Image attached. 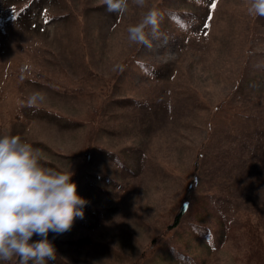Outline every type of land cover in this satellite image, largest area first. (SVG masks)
<instances>
[{
    "label": "rangeland",
    "instance_id": "374dc122",
    "mask_svg": "<svg viewBox=\"0 0 264 264\" xmlns=\"http://www.w3.org/2000/svg\"><path fill=\"white\" fill-rule=\"evenodd\" d=\"M249 2L147 0L148 47L127 38L146 11L131 0L122 15L0 0V133L71 169L88 201L49 232L48 264H246L247 217L264 239V17ZM33 91L46 99L21 107Z\"/></svg>",
    "mask_w": 264,
    "mask_h": 264
},
{
    "label": "clouds",
    "instance_id": "9594fccd",
    "mask_svg": "<svg viewBox=\"0 0 264 264\" xmlns=\"http://www.w3.org/2000/svg\"><path fill=\"white\" fill-rule=\"evenodd\" d=\"M109 12L125 13L129 0H102ZM146 8L138 23L127 28L132 44L151 46L158 35L161 13L147 0H131ZM248 12L264 17V0H250ZM45 94L33 91L21 107L38 108ZM71 169H54L41 163V154L32 144L11 132L0 133V261L14 257L19 264H48L56 249L48 239L69 231L74 219L84 216L88 201L77 193ZM40 237L33 240V236Z\"/></svg>",
    "mask_w": 264,
    "mask_h": 264
},
{
    "label": "trees",
    "instance_id": "16d2710c",
    "mask_svg": "<svg viewBox=\"0 0 264 264\" xmlns=\"http://www.w3.org/2000/svg\"><path fill=\"white\" fill-rule=\"evenodd\" d=\"M244 228L249 235L250 241V253L246 259V264H264V239L262 230H259V226L250 217L245 219ZM253 252L258 254L256 259L253 258Z\"/></svg>",
    "mask_w": 264,
    "mask_h": 264
},
{
    "label": "bare ground",
    "instance_id": "6f19581e",
    "mask_svg": "<svg viewBox=\"0 0 264 264\" xmlns=\"http://www.w3.org/2000/svg\"><path fill=\"white\" fill-rule=\"evenodd\" d=\"M229 20V19H228ZM213 29H214V27H213ZM222 31V30H221ZM127 109V108H126ZM116 110V109H115ZM110 111V110H109ZM133 111V110H132ZM131 111V112H132ZM128 123V122H127ZM128 126V125H127ZM122 127V126H121ZM141 130H143V129H141ZM147 131V130H146ZM130 132V131H129ZM129 134V133H128ZM152 136V135H151ZM26 137V136H25ZM150 138V137H149ZM150 141V140H149ZM155 142V141H154ZM149 146V145H148ZM164 149V148H163ZM172 149V148H171ZM129 156V155H128ZM133 218V217H132ZM133 221V220H132ZM142 225V224H141Z\"/></svg>",
    "mask_w": 264,
    "mask_h": 264
},
{
    "label": "snow or ice",
    "instance_id": "6c2138e0",
    "mask_svg": "<svg viewBox=\"0 0 264 264\" xmlns=\"http://www.w3.org/2000/svg\"><path fill=\"white\" fill-rule=\"evenodd\" d=\"M211 6L214 8L216 5L215 4H212Z\"/></svg>",
    "mask_w": 264,
    "mask_h": 264
}]
</instances>
